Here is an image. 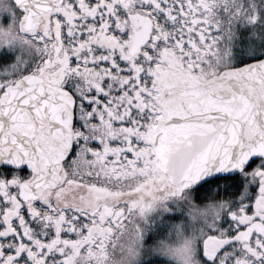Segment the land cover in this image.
I'll return each instance as SVG.
<instances>
[{
	"label": "snow or ice",
	"instance_id": "1",
	"mask_svg": "<svg viewBox=\"0 0 264 264\" xmlns=\"http://www.w3.org/2000/svg\"><path fill=\"white\" fill-rule=\"evenodd\" d=\"M0 264H264V0H0Z\"/></svg>",
	"mask_w": 264,
	"mask_h": 264
}]
</instances>
